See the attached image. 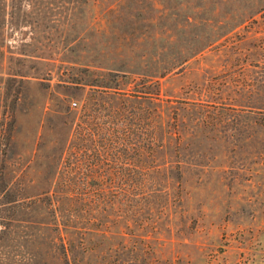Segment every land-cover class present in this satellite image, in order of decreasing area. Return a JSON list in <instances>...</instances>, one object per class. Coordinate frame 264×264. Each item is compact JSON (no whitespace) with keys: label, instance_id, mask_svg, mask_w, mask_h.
I'll use <instances>...</instances> for the list:
<instances>
[{"label":"rangeland","instance_id":"1","mask_svg":"<svg viewBox=\"0 0 264 264\" xmlns=\"http://www.w3.org/2000/svg\"><path fill=\"white\" fill-rule=\"evenodd\" d=\"M0 264H264V0H0Z\"/></svg>","mask_w":264,"mask_h":264},{"label":"trees","instance_id":"2","mask_svg":"<svg viewBox=\"0 0 264 264\" xmlns=\"http://www.w3.org/2000/svg\"><path fill=\"white\" fill-rule=\"evenodd\" d=\"M92 128L95 129L97 132L105 129V127L103 125H100V124L99 125L92 126Z\"/></svg>","mask_w":264,"mask_h":264}]
</instances>
